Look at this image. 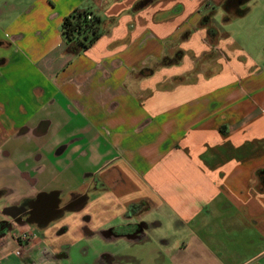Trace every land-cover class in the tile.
<instances>
[{
    "label": "crops",
    "instance_id": "obj_1",
    "mask_svg": "<svg viewBox=\"0 0 264 264\" xmlns=\"http://www.w3.org/2000/svg\"><path fill=\"white\" fill-rule=\"evenodd\" d=\"M251 1L0 0V264H264Z\"/></svg>",
    "mask_w": 264,
    "mask_h": 264
},
{
    "label": "trees",
    "instance_id": "obj_2",
    "mask_svg": "<svg viewBox=\"0 0 264 264\" xmlns=\"http://www.w3.org/2000/svg\"><path fill=\"white\" fill-rule=\"evenodd\" d=\"M61 29L68 51L78 54L87 50L100 37L101 20L87 9H76L64 18ZM260 180L264 186V171L260 173Z\"/></svg>",
    "mask_w": 264,
    "mask_h": 264
},
{
    "label": "built area",
    "instance_id": "obj_3",
    "mask_svg": "<svg viewBox=\"0 0 264 264\" xmlns=\"http://www.w3.org/2000/svg\"><path fill=\"white\" fill-rule=\"evenodd\" d=\"M88 19H91V16H88ZM16 240L19 244V248L15 251V255L17 257H23L25 249L29 247L31 236L28 233H22L16 237Z\"/></svg>",
    "mask_w": 264,
    "mask_h": 264
},
{
    "label": "rangeland",
    "instance_id": "obj_4",
    "mask_svg": "<svg viewBox=\"0 0 264 264\" xmlns=\"http://www.w3.org/2000/svg\"><path fill=\"white\" fill-rule=\"evenodd\" d=\"M249 7L252 8L251 17L263 18L264 17V0H253L250 2ZM218 20L222 22L221 15Z\"/></svg>",
    "mask_w": 264,
    "mask_h": 264
},
{
    "label": "flooded vegetation",
    "instance_id": "obj_5",
    "mask_svg": "<svg viewBox=\"0 0 264 264\" xmlns=\"http://www.w3.org/2000/svg\"><path fill=\"white\" fill-rule=\"evenodd\" d=\"M11 225L8 223H0V230L2 229H10ZM137 230V229H136Z\"/></svg>",
    "mask_w": 264,
    "mask_h": 264
}]
</instances>
